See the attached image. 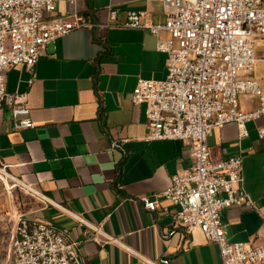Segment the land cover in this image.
<instances>
[{
  "label": "crops",
  "instance_id": "1",
  "mask_svg": "<svg viewBox=\"0 0 264 264\" xmlns=\"http://www.w3.org/2000/svg\"><path fill=\"white\" fill-rule=\"evenodd\" d=\"M56 5L49 19L80 14L100 26L79 28L49 43L34 74L21 64L7 72V90L23 97L36 126L14 129L10 107L4 105L0 164L47 197L28 190L19 202L24 207L20 213L63 230L79 243L85 264H151L145 258L152 264H220L218 245L207 241L201 230L185 234L174 228L178 208L171 201L159 198L157 208L148 210L140 200L166 189L172 175L193 161L191 148L180 140L147 141L145 104L132 100L139 78L166 77L168 59L157 50L154 34L123 23L129 11L143 9L153 22L164 23L163 4L58 0ZM110 5L118 18L105 25ZM263 74H252L261 85ZM258 106L257 98L240 96L241 110ZM247 127L249 135L241 139L237 124L228 123L214 129L208 143L214 161L242 155L244 187L259 208L223 209L228 238L264 244V138L259 134L264 115ZM7 209L12 215L13 206ZM11 221L3 228L10 234L14 216ZM105 234L118 241H106Z\"/></svg>",
  "mask_w": 264,
  "mask_h": 264
},
{
  "label": "built area",
  "instance_id": "2",
  "mask_svg": "<svg viewBox=\"0 0 264 264\" xmlns=\"http://www.w3.org/2000/svg\"><path fill=\"white\" fill-rule=\"evenodd\" d=\"M57 1L0 0V111L9 105L16 130L34 128L36 123L23 97L7 90L8 70L21 64L34 74L49 43L76 29L100 26L80 14L49 19ZM158 1L166 14L164 23L153 22L147 9L129 11L123 23L154 34L157 50L168 59L166 77L139 78L132 100L136 105L145 104V139L180 140L191 148L193 161L172 175L166 189L140 200L148 210L157 208L159 198L171 201L178 208L174 228H182L185 234L201 230L207 241L218 245L220 264H264V244L231 241L221 219V211L233 206L259 212L244 187L243 157L231 155L214 161L208 143L214 129L232 122L237 124L240 138H245L249 135L247 123L264 115V85L252 75L255 41L259 36L264 39V0ZM108 9L105 25L118 18L115 7ZM33 81L31 78L29 84ZM241 95L257 98L259 106L241 110ZM259 134L264 138V127ZM118 145L116 141L114 146ZM0 176L47 198L12 176L8 165L0 164ZM261 216L264 224V214ZM90 226L96 233L100 231V227ZM105 240L118 241L108 234ZM10 243L9 257L1 264H85L77 241L24 213L15 214Z\"/></svg>",
  "mask_w": 264,
  "mask_h": 264
},
{
  "label": "rangeland",
  "instance_id": "3",
  "mask_svg": "<svg viewBox=\"0 0 264 264\" xmlns=\"http://www.w3.org/2000/svg\"><path fill=\"white\" fill-rule=\"evenodd\" d=\"M264 56V39L262 37H257L255 41V58L256 62L254 65V72L257 75H260L263 71L264 73V63L262 61V57ZM264 75V74H263ZM28 192L27 189L22 187L21 185H14L13 181H6L0 176V207H2V211H0V264L4 263L8 256L7 254L10 251V239L11 234L10 232H6L3 228L5 226H10L13 221H11V218L17 213H20L21 209L23 210V197ZM20 202V203H19ZM6 207H12L13 210H11L12 215L9 213V209L5 211ZM15 208H19L16 210ZM12 230V227H10V231Z\"/></svg>",
  "mask_w": 264,
  "mask_h": 264
}]
</instances>
